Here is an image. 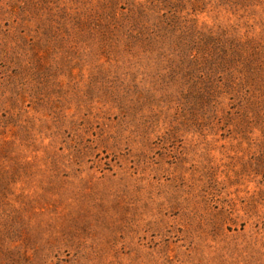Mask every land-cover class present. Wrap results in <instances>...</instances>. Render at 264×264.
Wrapping results in <instances>:
<instances>
[{
    "label": "rangeland",
    "instance_id": "374dc122",
    "mask_svg": "<svg viewBox=\"0 0 264 264\" xmlns=\"http://www.w3.org/2000/svg\"><path fill=\"white\" fill-rule=\"evenodd\" d=\"M0 264H264V0H0Z\"/></svg>",
    "mask_w": 264,
    "mask_h": 264
},
{
    "label": "trees",
    "instance_id": "16d2710c",
    "mask_svg": "<svg viewBox=\"0 0 264 264\" xmlns=\"http://www.w3.org/2000/svg\"><path fill=\"white\" fill-rule=\"evenodd\" d=\"M152 10L153 9L151 7H148V5L146 4L137 3V4L132 5V7L129 10L122 12V17H125L124 21L125 22L127 21L128 25H130V29L133 31L136 29H142V28L147 29V27L145 28V25L147 23H151V21L150 22L149 20L145 21V19L149 17ZM117 21L118 22L121 21V18L120 19L118 18ZM155 31L157 32L156 28H155ZM158 32H161V31L159 30ZM159 36H156V37H159ZM196 45L199 46V42H197ZM193 52H196L195 55H198V54L203 55V57L206 58L207 61H213V65L216 68H218L220 64H224L227 61V59L231 57V51H228L226 49H220L218 47L211 46L210 44L209 45L205 44V47L203 48V50H201V48L198 47L196 51H191L190 55L194 54Z\"/></svg>",
    "mask_w": 264,
    "mask_h": 264
}]
</instances>
